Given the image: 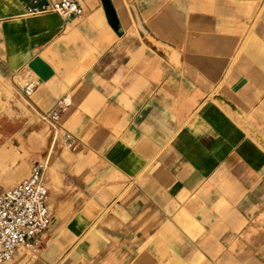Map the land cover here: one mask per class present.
Returning a JSON list of instances; mask_svg holds the SVG:
<instances>
[{
  "label": "crops",
  "instance_id": "0c3cea01",
  "mask_svg": "<svg viewBox=\"0 0 264 264\" xmlns=\"http://www.w3.org/2000/svg\"><path fill=\"white\" fill-rule=\"evenodd\" d=\"M77 1L65 25L0 0V84L31 116L0 106L2 146L47 163L54 212L12 264H264V0H110L118 31Z\"/></svg>",
  "mask_w": 264,
  "mask_h": 264
},
{
  "label": "built area",
  "instance_id": "2783aa9c",
  "mask_svg": "<svg viewBox=\"0 0 264 264\" xmlns=\"http://www.w3.org/2000/svg\"><path fill=\"white\" fill-rule=\"evenodd\" d=\"M27 12L30 15L57 13L69 25L71 20L83 15L84 9L77 0H32ZM37 80L29 78L20 86L18 94L30 97L36 88ZM60 106L43 114L44 119L58 122ZM66 148L77 151L81 139L66 130L63 134ZM47 163L36 161L31 165L29 175L20 182L0 189V264H12L21 249L37 254L41 239L54 221V212L49 203V187L46 179Z\"/></svg>",
  "mask_w": 264,
  "mask_h": 264
},
{
  "label": "rangeland",
  "instance_id": "374dc122",
  "mask_svg": "<svg viewBox=\"0 0 264 264\" xmlns=\"http://www.w3.org/2000/svg\"><path fill=\"white\" fill-rule=\"evenodd\" d=\"M3 90V85L0 84V95H2ZM4 91H7V101L3 102L0 99V106L8 108L10 117L15 119V116H12L16 113L13 108H15V106H19L24 109L25 118H31L29 111L27 110V103L25 99L15 95L12 90ZM7 128H9V126H7ZM3 142L4 137L0 133V187H7L18 183L25 178L29 172V168H27L25 160L23 164L20 165L17 162L18 157L16 156L15 150H12V147H9V144L2 146Z\"/></svg>",
  "mask_w": 264,
  "mask_h": 264
},
{
  "label": "water",
  "instance_id": "95a60500",
  "mask_svg": "<svg viewBox=\"0 0 264 264\" xmlns=\"http://www.w3.org/2000/svg\"><path fill=\"white\" fill-rule=\"evenodd\" d=\"M102 2H103L109 22L118 31L119 24H118L115 9L111 1L102 0ZM29 67L32 71L36 73L40 81L47 80L54 74L53 68L44 59H42L39 56L35 57L31 61V63L29 64Z\"/></svg>",
  "mask_w": 264,
  "mask_h": 264
}]
</instances>
